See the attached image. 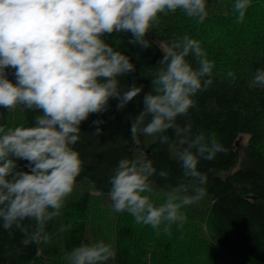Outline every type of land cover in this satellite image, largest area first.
<instances>
[{
	"label": "clouds",
	"instance_id": "obj_1",
	"mask_svg": "<svg viewBox=\"0 0 264 264\" xmlns=\"http://www.w3.org/2000/svg\"><path fill=\"white\" fill-rule=\"evenodd\" d=\"M251 0H235L233 10L242 23ZM202 23L208 15L206 0H0V107L18 105L41 115L34 126L5 129L0 125V222L4 229L19 230L22 244L46 243V222L60 215L74 190L83 160L73 147L81 124L93 114L109 109L110 99L122 110L141 88L121 91L119 77L135 71L129 56L114 50L104 37L130 33L129 43L148 48L145 39L159 23L158 14L176 12ZM193 56L198 67L186 59ZM160 67L143 96V110L131 123L135 145L139 135L156 137L172 129L177 137L169 150L180 163L187 183L171 186L162 204L151 199L150 178L157 174L151 160L121 159L110 177L109 197L116 212H127L137 224L171 234L174 223L182 227L181 209L205 194L206 175L198 170L201 159L214 160L227 149L214 136H193L188 116L193 97L212 84L214 63L200 41L184 35L163 50ZM14 69L15 82L7 69ZM229 77L235 79L233 72ZM254 84L264 87V69H257ZM145 117H151L145 125ZM94 135L102 134L103 121L92 122ZM27 161V171L17 161ZM166 177L165 170L159 172ZM35 222L34 229L25 224ZM116 253L103 240L83 243L67 255L68 264H107Z\"/></svg>",
	"mask_w": 264,
	"mask_h": 264
},
{
	"label": "trees",
	"instance_id": "obj_2",
	"mask_svg": "<svg viewBox=\"0 0 264 264\" xmlns=\"http://www.w3.org/2000/svg\"><path fill=\"white\" fill-rule=\"evenodd\" d=\"M235 0H206L208 15L202 23L176 12L158 14L159 23L150 28L145 39L148 48L129 43L130 33H113L104 37L114 50L126 54L135 71L119 77L121 91L141 88L137 97L122 110L118 100L110 99L108 111L93 114L81 124L80 139L73 146L83 160L76 184H86L109 196L110 177L121 159L140 157L151 160L157 174L150 180L154 190L165 194L171 186L187 183L181 163L172 156L169 144L177 137L172 129L163 135L169 144L156 137L139 135L135 145L130 135L131 123L143 110V96L154 90L151 84L162 67L163 50L184 35L200 41L207 58L214 63L212 84L194 97L195 106L177 123L192 125L193 136H214L227 151L214 160L201 159L198 170L207 177L204 196L186 205L187 221L172 224L171 234L137 224L127 212H116L112 231L92 228L88 224L90 196L79 193L65 202L60 239L54 243L51 223L45 231L53 244H22V233L13 227L4 229L0 222V264H66L67 255L83 243L103 240L116 253L107 264H264V87L253 83L257 69H264V0H251L242 23L233 10ZM198 67L195 58H186ZM235 74V79L228 72ZM14 69H7L8 78ZM23 127L34 126L41 115L18 105ZM8 109L0 107V125L5 127ZM101 120L102 134L94 135V120ZM151 117H145V125ZM246 135L244 144H237ZM27 171V161H17ZM165 170L168 175L161 177ZM199 204L200 207H196ZM25 224L34 229L35 222ZM205 224L207 236L196 237ZM194 225V226H192ZM190 226V227H189ZM202 232H200L201 234Z\"/></svg>",
	"mask_w": 264,
	"mask_h": 264
},
{
	"label": "rangeland",
	"instance_id": "obj_3",
	"mask_svg": "<svg viewBox=\"0 0 264 264\" xmlns=\"http://www.w3.org/2000/svg\"><path fill=\"white\" fill-rule=\"evenodd\" d=\"M160 47L162 48V50L167 48L163 44H160ZM10 80L15 82V75H13ZM4 121H5L4 123H5V129L6 130L8 128L14 129L15 127L21 126L22 114H21V110H20L19 106H17L15 109L8 110V114H7ZM246 140H247V136L241 135L237 140V144H244L246 142ZM82 192H88V194L90 196V209L88 211V224H89V226H91L92 228H98L99 227V228H103V229H107V230L112 231V229L114 227V223H115L116 213L112 208V203H111L110 197L102 195L101 193L92 189L91 187H89L86 184H76L75 183L74 190L71 193V195L66 198V201L68 199L72 198L73 196H75L79 193H82ZM151 199L153 200V202L156 205H160L165 200V194H161V193H159L153 189ZM196 207H200L199 204ZM62 210H63V208L60 210V214L62 213ZM185 211H187V208H185V206H184L181 209V212L183 213V216H184V219L182 222H184L185 220L187 221V215L185 214ZM50 221L54 227L57 226L56 229H54L52 231L50 236L53 235L54 238L52 241L54 243H58V241L60 239V233L58 231L60 228H62V217H61V215H59L57 217H54ZM47 223L48 222H46V224ZM192 226H194V225H192ZM196 231H197L196 237L200 238V235H203V234L205 236L208 235L205 224H203V226H202V231H199V229H197ZM200 232H202V233L200 234ZM52 241L50 240V237H49L48 241L46 242L48 244V246L50 243L53 244ZM66 264H68V262ZM236 264H238V263H236Z\"/></svg>",
	"mask_w": 264,
	"mask_h": 264
}]
</instances>
